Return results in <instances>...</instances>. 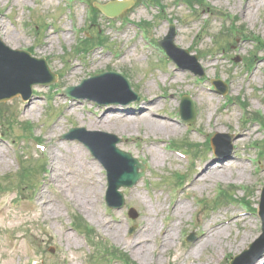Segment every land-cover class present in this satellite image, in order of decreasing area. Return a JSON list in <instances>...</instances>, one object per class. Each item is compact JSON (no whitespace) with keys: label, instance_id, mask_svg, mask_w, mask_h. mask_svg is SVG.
Returning <instances> with one entry per match:
<instances>
[{"label":"rangeland","instance_id":"rangeland-1","mask_svg":"<svg viewBox=\"0 0 264 264\" xmlns=\"http://www.w3.org/2000/svg\"><path fill=\"white\" fill-rule=\"evenodd\" d=\"M92 1L104 3L108 0ZM147 1L138 0L133 8L123 11L113 21L95 14V22L89 26L91 11L84 0H74L69 9L65 7V0H0V35L5 44L12 49L29 50L36 57H45L50 70L58 75L50 85L33 86L30 100L35 104L30 109L29 101H23L19 96L0 102V146L3 151L0 181L5 187H15L0 195V264H31L32 260H36V264H86L90 248L83 236L70 227L72 210L95 227L101 238L121 248L138 264L202 262L208 256L207 251L202 252L200 260L199 255L186 257V251L204 228L245 208L239 202L200 208L198 200L211 203L218 187L233 184L239 186L232 189L235 197L240 198L245 191L251 207H257L259 189L264 185V176H259L264 167V155L256 164L257 147L250 144L259 141L262 132L257 124H243L242 111L237 104L223 105L224 99L212 90L211 80L224 81L227 93L245 99L250 112L261 110L264 113V94L260 90L264 81V51L253 47L238 34L239 31L246 35L253 32L264 40V0H204L197 5L196 12L176 0H159L162 10ZM227 13L237 15L234 23L228 20ZM124 18L130 22H124ZM169 18L176 24L175 43L198 57L204 70L201 80L188 71L176 69L159 50L156 42L168 32ZM144 21L148 25H144ZM81 28L84 31H80ZM231 28L232 33L229 32ZM98 32L102 33L104 45L109 48H96L82 57L74 53L78 39L84 33L94 37L100 34ZM233 33L237 35L231 37ZM152 46L162 54H155ZM41 49L45 54L40 52ZM253 53H256L253 67L246 72L243 64ZM73 69L76 72L67 77ZM105 71L125 75L140 99L123 106H102L86 99H74V103L78 100L84 103L74 110L68 104L71 100L61 93L49 99V86L56 83L63 89L68 86L79 88L83 85L82 80ZM79 92L91 93L85 87ZM154 94L162 95L155 112L175 124L176 132L149 131L143 120L134 125L128 122L127 128H120L119 123L113 121L107 126L90 125V120L103 110L108 111L109 106L138 113L145 106V99ZM184 94L190 95L197 110L196 120L190 128L178 115L180 97ZM106 97L121 101L133 98L130 93L120 95L114 91ZM30 123V126L24 125ZM24 126L31 130L24 131ZM74 126L115 134L122 138L118 148L146 163L145 175L133 187L122 188L125 204L121 209H110L105 205L107 183L101 165L81 143L60 139ZM198 129L201 132H197ZM239 130L247 131L248 136L237 134ZM23 132L40 137L43 152L33 141L21 138ZM215 132L233 136L229 159L245 157L243 162L247 168L243 174L228 171L226 178L197 182V173L203 168L200 166L207 159L214 160L211 153L206 151L203 156L190 161L170 151L167 143L187 140L202 144L206 136ZM238 139L241 141L235 144ZM66 144L80 151L79 160L66 162L71 155ZM52 153L58 157L53 159ZM82 158L92 160L96 167L93 175V172L82 175L85 168L81 164ZM38 162H45L46 172L35 169L31 177L27 168ZM51 168L58 172L72 168L77 173L62 177L54 175ZM30 171L34 173L32 169ZM177 173L185 175L183 184L177 182ZM40 196L44 204H41ZM177 201L190 206L182 216L174 213ZM130 207L137 212L133 219L127 215ZM249 211L251 214L245 216L246 221L229 222V235L225 238L226 242L233 241L246 229L251 232L248 241L239 251L225 248L224 252H218L219 258L213 264H229L228 254L241 252L259 236L260 219L253 210ZM148 220L155 222L157 227L149 243L151 250L143 257L135 253L131 242ZM107 222L120 228V235H113L105 225ZM168 225L173 227V237L167 247H162L161 230ZM191 232L196 233V239L186 242Z\"/></svg>","mask_w":264,"mask_h":264},{"label":"bare ground","instance_id":"bare-ground-1","mask_svg":"<svg viewBox=\"0 0 264 264\" xmlns=\"http://www.w3.org/2000/svg\"><path fill=\"white\" fill-rule=\"evenodd\" d=\"M258 5V3H257ZM41 53L45 54L44 51L41 49ZM94 64V63H93ZM76 70L73 69L67 77H71L73 73H75ZM159 96L157 95H151L148 99L149 101L145 103V106L143 109H140L137 114L132 113L131 111L127 110H121V107L114 106L113 109H110L108 111L103 110V112L98 115L94 120H90V125H104L107 126V124H110L111 121L119 123L117 126L120 128L123 127H129V123L131 122L133 125L136 124L138 121L143 120L145 123L146 129L152 132H158V131H164L166 133L168 132H176L178 130V127L170 122L167 119L161 118L159 113L155 112V110L158 109V104L160 99H158ZM82 103L80 101H77V103L72 102L69 106H71V110L77 109L79 107V104ZM35 104V101L30 100L28 109L31 108V105ZM119 110V111H118ZM121 110V111H120ZM112 123V122H111ZM237 134L241 135L242 137L246 134L248 136L247 131H236ZM241 139V138H240ZM238 139L236 142L241 141ZM67 146V152L71 154L68 156L67 163H73L76 160H79V156L81 155L80 151L70 144H66ZM2 148L0 146V155L2 153ZM160 155V154H158ZM162 155V154H161ZM58 156L55 153H52V158L56 159ZM81 161V164L85 167L82 171V175H90L91 172L92 175L94 174V171L96 170V167L93 166L92 162L90 160L83 159ZM89 166V167H88ZM246 164L243 162V158H236V160H227L224 161L220 158L214 159L213 161H208L205 163L203 168L199 170L197 173V178L195 181L200 182L202 180H217L220 178H226L227 172L230 171L231 173L237 172L242 173L246 170ZM54 175L59 174L62 177H71L76 175L77 171L75 169L70 168V170L58 172L56 168H51ZM261 176H264V168L262 170ZM40 202L41 204H44L45 201L42 199V196H40ZM190 206L184 202H177L174 206V213L178 216H182L184 213H186L189 210ZM233 220L238 221V216H233ZM107 229L113 234V235H120V228H118L113 223H105ZM156 224L153 221H147V223L140 227L138 234L134 237L133 241L131 242V245L135 247V253L139 256L146 257L151 250V247L149 246L151 238L156 234ZM173 227L171 225H168L166 228L161 230L162 233V247H167L169 245L170 240L173 237L172 230ZM226 233V234H225ZM226 235H229V227L228 222H226V226L224 225V222L222 220L214 221L212 223H209L203 230L202 234L199 236V238L190 246V248L186 251V257L189 256H196L199 255V260L201 259V254L204 251L208 252V256L204 257L203 261L191 264H213L215 263L218 258L219 254L218 252L225 250V248H228V251H239L241 248L245 245V243L248 241L251 232L249 230H244L243 234L239 236V238L233 240V241H225ZM210 254V257H209ZM255 264H264V255L256 261Z\"/></svg>","mask_w":264,"mask_h":264},{"label":"water","instance_id":"water-1","mask_svg":"<svg viewBox=\"0 0 264 264\" xmlns=\"http://www.w3.org/2000/svg\"><path fill=\"white\" fill-rule=\"evenodd\" d=\"M131 3L132 2H129L127 5H130ZM124 7L125 6L121 4L115 3L99 6V8L107 15H115L119 13ZM161 44L167 50H171L172 33H170L168 37L163 42H161ZM4 58H6V60ZM101 76H104V74L94 77L98 83H101L102 81L100 80ZM53 80L54 77L48 71L43 61L31 58L27 53L22 51H10L0 40V101L9 99L17 94H20L24 99H27L31 95V86L33 84L48 83L52 82ZM122 82L125 85V88L129 90V85L125 83L124 80H122ZM119 84L120 83L118 82L117 85ZM67 93L72 94V88L68 89ZM91 97L98 102H108L101 100V98L96 95H92ZM85 141L89 144V146H91L96 154L100 155L99 151L92 144H90L87 140ZM136 178V174L131 175L128 178L127 183H133ZM251 255L252 257L250 262L252 263L257 256L253 255V253ZM235 264H238V262Z\"/></svg>","mask_w":264,"mask_h":264}]
</instances>
